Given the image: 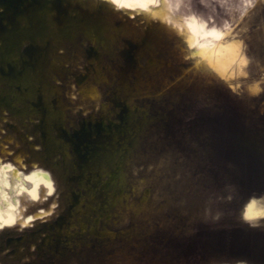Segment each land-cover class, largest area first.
<instances>
[{
    "label": "rangeland",
    "instance_id": "374dc122",
    "mask_svg": "<svg viewBox=\"0 0 264 264\" xmlns=\"http://www.w3.org/2000/svg\"><path fill=\"white\" fill-rule=\"evenodd\" d=\"M28 1L30 16L46 4L58 14L53 0H0V20L17 13L14 30L17 6ZM54 1L70 6L59 29L85 19L87 0ZM167 1L181 25L221 31L207 33L213 47L236 43L234 67L222 73L202 53L204 36L191 43L175 26L174 63L162 73L171 67V82L142 88L132 103L134 128L144 129L133 143L113 144L120 159L105 152L90 166L58 130L46 157L37 114L0 105V171L22 174L15 182L9 172L0 189V210L13 214L0 220V264H264V212L246 215L253 199L264 211V0ZM127 11L140 26L153 18L140 6ZM83 56L56 64L71 130L113 111L117 87L105 81L97 95L84 94ZM41 170L53 186L42 181L33 194L29 176Z\"/></svg>",
    "mask_w": 264,
    "mask_h": 264
},
{
    "label": "bare ground",
    "instance_id": "6f19581e",
    "mask_svg": "<svg viewBox=\"0 0 264 264\" xmlns=\"http://www.w3.org/2000/svg\"><path fill=\"white\" fill-rule=\"evenodd\" d=\"M49 2L46 0V3ZM151 2L87 0V10L81 9L87 12L85 19H72L59 29L55 21L62 23L64 13L68 15L70 6L65 8L53 0L52 6L57 10V15L46 4L29 18L20 16L14 30L0 32V105L5 104L13 109L24 104L33 114H37L42 126L39 141L45 146L46 157L52 150V137L56 130L73 144L88 166L96 161L97 164L101 163V156L105 152H115L117 156L120 155L119 159L122 157V151L116 148L118 143L113 144L117 140L125 142L127 139L125 143H133L139 131L144 129V125L134 128L138 114L132 103L135 102L136 92L144 87H153L152 83L165 80L164 83L169 84L172 80L171 67L166 78L162 73L167 71L164 64L169 62L173 66L174 63V52L169 51L168 38L175 26L189 31L187 37L191 43L197 42L200 35L204 36L202 53L222 73H228L234 67L238 55L236 43L222 42L215 48L206 37L214 30H208L204 24H194L192 19L183 26L172 15L174 11L172 13L167 9L169 1L165 0L157 7L152 6ZM127 6H140L142 11L152 13L153 18L140 26L129 15ZM214 34L220 37L222 32ZM82 51L86 62L78 82L84 94L97 95L99 91L96 85L105 81H113L117 87L112 94L113 111L103 115L101 121L82 122L71 130L68 101L61 88L64 72L56 64ZM1 170L0 189L8 181L9 172L13 174L15 182L22 177L15 166ZM29 179L35 183L33 194H36L42 181L53 186L50 173L42 170L33 172ZM263 212L258 201L253 199L247 206L246 215L251 217ZM12 218L11 207L0 210L1 221Z\"/></svg>",
    "mask_w": 264,
    "mask_h": 264
},
{
    "label": "flooded vegetation",
    "instance_id": "af4514ba",
    "mask_svg": "<svg viewBox=\"0 0 264 264\" xmlns=\"http://www.w3.org/2000/svg\"><path fill=\"white\" fill-rule=\"evenodd\" d=\"M30 3L31 2L28 1V3L24 4L22 7L17 6L18 10H19L18 14H21L23 17L27 16L26 18L31 17L35 12L34 13L32 12L31 16L29 15L30 12H31V9L28 7L30 5ZM7 16H8V19H9L8 22L9 21L13 22L12 20L15 19V17L17 16V13L14 14V15H7ZM9 17H11V18H9ZM18 21H19V19H18ZM18 21H16L15 28H17V26L19 24ZM8 22L7 21L4 22V20H0V32H3L5 30H7V29H11L12 28V27H10L8 25Z\"/></svg>",
    "mask_w": 264,
    "mask_h": 264
}]
</instances>
